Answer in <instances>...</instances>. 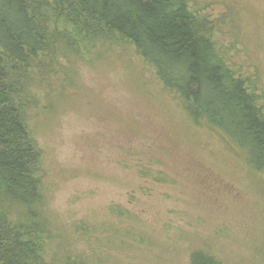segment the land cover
Masks as SVG:
<instances>
[{
	"label": "trees",
	"instance_id": "1",
	"mask_svg": "<svg viewBox=\"0 0 264 264\" xmlns=\"http://www.w3.org/2000/svg\"><path fill=\"white\" fill-rule=\"evenodd\" d=\"M216 27L191 0H0V264H108L129 229L137 248L157 247L120 206L103 223H74L68 235L43 210L35 133L81 64L135 56L192 130L211 133L264 189V95L229 58ZM149 170H138L140 179L170 183ZM196 239L187 238L186 264H223Z\"/></svg>",
	"mask_w": 264,
	"mask_h": 264
},
{
	"label": "rangeland",
	"instance_id": "2",
	"mask_svg": "<svg viewBox=\"0 0 264 264\" xmlns=\"http://www.w3.org/2000/svg\"><path fill=\"white\" fill-rule=\"evenodd\" d=\"M191 1L217 25L215 38L264 95V0ZM93 64L75 69L67 98L35 133L50 223L68 235L74 223H103L107 209L120 206L157 247L137 248L129 229L125 247L112 251L108 264H159L161 251L162 264H186L187 238L194 236L223 264H264L263 182L211 133L192 130L135 56ZM140 169L162 171L170 183L140 179ZM75 248L86 249L79 242Z\"/></svg>",
	"mask_w": 264,
	"mask_h": 264
}]
</instances>
